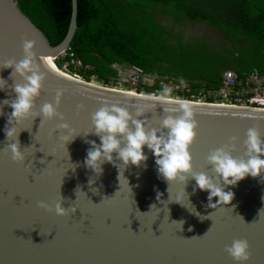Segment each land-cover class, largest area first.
I'll use <instances>...</instances> for the list:
<instances>
[{"label":"water","instance_id":"95a60500","mask_svg":"<svg viewBox=\"0 0 264 264\" xmlns=\"http://www.w3.org/2000/svg\"><path fill=\"white\" fill-rule=\"evenodd\" d=\"M78 11V0H72L67 35L53 46L18 0H0V62L22 59L23 41L31 39L38 57L51 56L56 63L71 47ZM41 70L46 78L34 110L39 111L45 102L54 103L57 91L62 90L58 111L64 119L29 117L18 125L24 129L19 140L26 159L17 162L10 149L5 150L11 141L5 140L3 131L6 116H0V264H238L226 250L235 239L249 242L251 255L245 264H264V178L247 176L227 186L226 190L234 191V199L214 209L206 207V191L193 192L196 182L191 178L188 198L185 193L183 201L187 206L176 202L185 184L160 177L147 147L148 159L139 167L130 165L120 178L111 163L103 165L98 178L84 165L90 147L87 141L99 143L89 133L94 131L92 113L103 104H119L133 112L143 108L151 128L160 126L167 114L164 108H178L176 101L189 99L173 97L161 103L152 98L157 95L87 81L58 66L41 64ZM12 71L10 67L0 69V76L10 85L0 91V100L14 98L11 85L23 82L17 74L11 76ZM189 101L196 104L198 120L197 136L190 145L194 171L215 177L207 156L233 143V136L237 137L233 155L243 156L250 127H256L264 139L263 108ZM80 104L84 107L78 108ZM10 111L5 106V112ZM64 122L78 134L67 144L54 132ZM90 177L94 178L91 184ZM158 192L163 193L161 202ZM61 194L69 208L63 216L54 208ZM40 201L53 205L52 210L39 207ZM73 206L76 212L71 211Z\"/></svg>","mask_w":264,"mask_h":264},{"label":"trees","instance_id":"16d2710c","mask_svg":"<svg viewBox=\"0 0 264 264\" xmlns=\"http://www.w3.org/2000/svg\"><path fill=\"white\" fill-rule=\"evenodd\" d=\"M18 1L22 11L53 46L64 40L69 30L72 0ZM78 2V28L71 44L74 56L69 51L65 57L59 56L56 64L87 81L94 79L114 86L122 81L121 70L135 69L140 74L139 84L122 81L131 90L160 94L162 86L149 85L144 90L141 86L142 81L152 77L181 89L173 90L172 96L221 102L226 71L237 75L235 89L249 88L245 83L247 78L264 74V0ZM197 19L221 26L237 46L187 33L183 27L186 20ZM251 49L253 53L248 52Z\"/></svg>","mask_w":264,"mask_h":264},{"label":"clouds","instance_id":"9594fccd","mask_svg":"<svg viewBox=\"0 0 264 264\" xmlns=\"http://www.w3.org/2000/svg\"><path fill=\"white\" fill-rule=\"evenodd\" d=\"M34 47V40L25 39L22 59L17 61L11 58L0 62L2 68L13 69L11 76L15 73L23 81L11 85L15 93L14 98L0 100V116H6L3 129L5 140L11 141L6 145L5 150L10 149L12 159L17 162L26 159L19 140V134L24 129H18V125L29 117L39 116L42 117L41 120H51L55 117L64 119L63 113L58 111L63 96L62 90L57 91L54 103L45 102L40 106L39 111L34 110L35 100L40 95L46 78V73L41 70V64L52 67V60L42 55L38 57ZM9 86L8 80L0 76V91H6ZM172 92L171 87L165 86L159 95L152 98L161 103L170 102L173 100ZM176 103L178 108H164L167 114L161 120L160 126L151 128L148 126L150 119L145 115L143 108L137 107L133 112L119 104H103L92 113L94 131L89 133H94L99 138V143L96 140L87 141L90 147L84 159L86 168L98 178L103 173V165L111 163L118 169L120 178L121 175L124 176L130 165L139 167L148 159L145 152L147 147L155 157L157 173L160 177L167 182L179 181L185 184L184 191L177 195L176 202L186 205L183 201L191 178L196 182L193 192L197 189L206 191L208 193L206 207L214 209L218 205L230 204L234 199V191L230 188L226 190L227 186H235L247 176L264 178V139L261 138L256 127L247 130L246 139L243 141L245 146L243 156L233 155L237 151L235 136L230 138L233 143L210 151L207 160L212 165L215 177L204 171H194L190 145L197 136L196 104L189 100H178ZM5 106L11 111L6 113ZM83 107V104L78 105V108ZM54 132L66 144L78 136L75 134V129H72L67 122L59 124ZM75 167L76 165H73L72 168ZM93 179V177L89 178L90 184L93 183ZM162 195L163 193H157V200L160 202ZM61 197L62 199L55 202L54 208L57 215L63 216L68 214L69 208L64 206L65 197L62 194ZM217 197L218 199L214 201L213 198ZM188 201L190 202L189 199ZM39 207L51 211L53 205L40 201ZM190 209L195 211L192 206ZM76 210L74 206L71 207L72 212ZM249 248L247 239H235L231 245L226 246L227 252L238 264H245L250 259Z\"/></svg>","mask_w":264,"mask_h":264},{"label":"built area","instance_id":"2783aa9c","mask_svg":"<svg viewBox=\"0 0 264 264\" xmlns=\"http://www.w3.org/2000/svg\"><path fill=\"white\" fill-rule=\"evenodd\" d=\"M69 51H71V47L64 50L60 54V56L65 57L67 55V52ZM70 55L74 56V53L71 51ZM121 74H123L122 70H121ZM130 78L134 84H139L141 81L140 74H138V72L131 73ZM146 79L149 80L148 83L149 82L151 84L154 83L155 86L165 87L167 85L165 84L166 82L157 81L155 78L152 77ZM224 79H225V86L221 90V94L223 95L224 98L221 101V103H225L233 106H248V107H257L264 109V87L262 86L261 83L259 82L256 83L249 90H245V88L235 89L234 86L238 83V80H237V75L232 71H226L224 73ZM156 90L159 91V89ZM154 95H159V94L154 93Z\"/></svg>","mask_w":264,"mask_h":264},{"label":"rangeland","instance_id":"374dc122","mask_svg":"<svg viewBox=\"0 0 264 264\" xmlns=\"http://www.w3.org/2000/svg\"><path fill=\"white\" fill-rule=\"evenodd\" d=\"M184 28H186L188 31L187 33L191 34V35H198V36H202V37H208L209 39L213 40L214 42H217L218 44H227L230 46H237L235 44H233V42H231L230 39L227 38L223 28L221 26L218 25H211L208 21L206 20H196V21H191V20H186L185 25L183 26ZM234 38L236 39H240V37H236L234 36ZM239 44L241 43L240 41L238 42ZM248 52L253 53L254 49L249 50ZM66 71V70H65ZM68 71V70H67ZM134 69H130L127 72L122 70V81L123 79L126 80L127 82L131 81L130 78V74L133 73ZM127 73V74H126ZM263 77L261 80H264V74L261 76ZM121 80L118 81L114 86H110V87H115L118 89H124V90H131L130 86L123 84ZM149 80L145 79L144 81L141 82V86L143 87V90L145 89L146 86H151L154 85V83H148ZM91 82L94 83H98L101 84L99 82H97L96 80L92 79ZM148 84V85H147ZM156 84V83H155ZM165 84H167V87H171L173 90H176V92L180 91L181 89L179 87H176L175 84L173 83H168L166 82ZM163 84V85H165ZM103 85V84H101ZM245 90H249V88L245 87ZM136 91V90H135ZM142 93H146L145 90ZM174 98H180L177 97L176 95L173 94ZM215 98L219 99V96H215ZM223 100V99H222ZM201 101H205V99L202 97ZM216 102H220V99L217 100Z\"/></svg>","mask_w":264,"mask_h":264},{"label":"flooded vegetation","instance_id":"af4514ba","mask_svg":"<svg viewBox=\"0 0 264 264\" xmlns=\"http://www.w3.org/2000/svg\"><path fill=\"white\" fill-rule=\"evenodd\" d=\"M253 76V75H252ZM252 76H250L249 78H247L245 80V83L249 85V89L252 88L254 86L253 83H261L262 86L264 87V80H257V79H254Z\"/></svg>","mask_w":264,"mask_h":264},{"label":"bare ground","instance_id":"6f19581e","mask_svg":"<svg viewBox=\"0 0 264 264\" xmlns=\"http://www.w3.org/2000/svg\"><path fill=\"white\" fill-rule=\"evenodd\" d=\"M49 58L52 60V66H53V67H57L56 63H55L54 60H53V57L50 56Z\"/></svg>","mask_w":264,"mask_h":264}]
</instances>
